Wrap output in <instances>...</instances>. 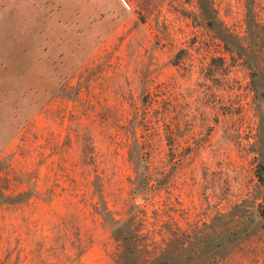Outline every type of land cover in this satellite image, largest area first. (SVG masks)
I'll return each instance as SVG.
<instances>
[{"label":"rangeland","instance_id":"rangeland-1","mask_svg":"<svg viewBox=\"0 0 264 264\" xmlns=\"http://www.w3.org/2000/svg\"><path fill=\"white\" fill-rule=\"evenodd\" d=\"M0 0V264H264V0Z\"/></svg>","mask_w":264,"mask_h":264},{"label":"trees","instance_id":"trees-1","mask_svg":"<svg viewBox=\"0 0 264 264\" xmlns=\"http://www.w3.org/2000/svg\"><path fill=\"white\" fill-rule=\"evenodd\" d=\"M259 168L262 171L263 176H264V168L262 166H259ZM258 180L261 183L262 188H263V192H264V179H263V177L262 176L261 177L259 176ZM262 199L264 200V194H263V198Z\"/></svg>","mask_w":264,"mask_h":264},{"label":"built area","instance_id":"built-area-1","mask_svg":"<svg viewBox=\"0 0 264 264\" xmlns=\"http://www.w3.org/2000/svg\"><path fill=\"white\" fill-rule=\"evenodd\" d=\"M122 3L126 4L124 0H121Z\"/></svg>","mask_w":264,"mask_h":264}]
</instances>
